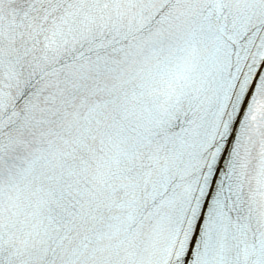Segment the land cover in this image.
Listing matches in <instances>:
<instances>
[{
	"label": "snow or ice",
	"instance_id": "obj_1",
	"mask_svg": "<svg viewBox=\"0 0 264 264\" xmlns=\"http://www.w3.org/2000/svg\"><path fill=\"white\" fill-rule=\"evenodd\" d=\"M0 264H264V0H0Z\"/></svg>",
	"mask_w": 264,
	"mask_h": 264
}]
</instances>
